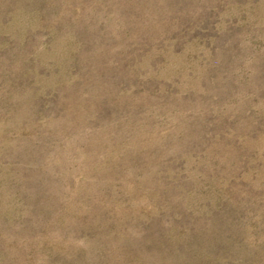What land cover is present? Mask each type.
<instances>
[{"label": "rangeland", "instance_id": "374dc122", "mask_svg": "<svg viewBox=\"0 0 264 264\" xmlns=\"http://www.w3.org/2000/svg\"><path fill=\"white\" fill-rule=\"evenodd\" d=\"M0 264H264V0H0Z\"/></svg>", "mask_w": 264, "mask_h": 264}]
</instances>
